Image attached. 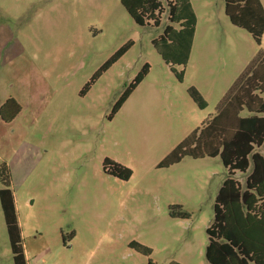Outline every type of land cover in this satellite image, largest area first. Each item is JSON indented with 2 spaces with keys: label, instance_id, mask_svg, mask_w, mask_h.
Returning a JSON list of instances; mask_svg holds the SVG:
<instances>
[{
  "label": "rangeland",
  "instance_id": "1",
  "mask_svg": "<svg viewBox=\"0 0 264 264\" xmlns=\"http://www.w3.org/2000/svg\"><path fill=\"white\" fill-rule=\"evenodd\" d=\"M191 1L196 39L187 64L172 70L152 45L166 14L158 27L140 26L120 0H0V103L13 95L22 107L11 122L0 118V163L9 168L27 264H206V228L226 168L218 156L158 163L215 114L264 51V35L258 46L234 26L223 0ZM144 63L149 72L108 119ZM106 157L128 167L129 179L105 173ZM0 264H14L1 208Z\"/></svg>",
  "mask_w": 264,
  "mask_h": 264
},
{
  "label": "trees",
  "instance_id": "2",
  "mask_svg": "<svg viewBox=\"0 0 264 264\" xmlns=\"http://www.w3.org/2000/svg\"><path fill=\"white\" fill-rule=\"evenodd\" d=\"M224 12L230 22L250 33L260 46L264 33V8L260 0H223ZM133 21L140 25L161 24L162 15L168 23L162 33L152 39V45L162 60L171 66H185L193 43L196 15L190 0H120ZM131 46L126 42L116 50L84 84L81 94L94 80ZM149 72L144 63L127 84L111 107L108 119L117 113L123 103ZM184 71L175 72L179 81ZM189 97L199 107L206 101L194 87L187 89ZM21 104L8 97L0 105V118L11 122L21 111ZM243 110L246 115H241ZM218 156L226 168V177L216 194L213 216L206 228V264H264V51L259 50L249 64L234 80L219 101L214 115L200 127L191 131L158 163L168 167L183 157ZM105 173L127 180L132 171L109 158H104ZM244 176V180L236 177ZM179 206H170V215ZM0 208L6 227L14 264H27L21 229L11 188L9 168L0 163ZM65 240V237L62 236ZM131 247L143 254L150 249L135 241ZM175 264V263H174Z\"/></svg>",
  "mask_w": 264,
  "mask_h": 264
},
{
  "label": "crops",
  "instance_id": "3",
  "mask_svg": "<svg viewBox=\"0 0 264 264\" xmlns=\"http://www.w3.org/2000/svg\"><path fill=\"white\" fill-rule=\"evenodd\" d=\"M190 2H191V5H192V8H193V11L195 12V15H196V20H197V23H196V28H195V32H194V38H193V43H192V48H193V45H194V41H195V39H196V34H197V26H198V23H199V17H198V15H197V12H196V10L194 9V7H193V4H192V1L190 0ZM260 2H261V4H262V6H263V8H264V2H263V0H260ZM263 35H264V33H263ZM192 48H191V51H192ZM191 53V52H190ZM8 97H13V98H15L18 102H19V100H18V98L16 97V96H8ZM8 97H5L4 98V100L0 103V105L8 98ZM19 225H21L20 224V221H19ZM21 227V226H20ZM25 256H26V260H27V255H26V252H25Z\"/></svg>",
  "mask_w": 264,
  "mask_h": 264
}]
</instances>
